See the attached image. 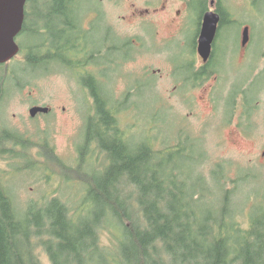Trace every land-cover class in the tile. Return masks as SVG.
<instances>
[{
	"label": "flooded vegetation",
	"instance_id": "1",
	"mask_svg": "<svg viewBox=\"0 0 264 264\" xmlns=\"http://www.w3.org/2000/svg\"><path fill=\"white\" fill-rule=\"evenodd\" d=\"M222 1L145 0L139 7L128 0L127 6L116 16L117 25L103 7L105 1L26 0L22 28L17 37L34 34L37 40L33 46L17 43L18 54H23L24 71H35L38 80L49 74L55 76L53 84L64 81L71 108L82 117L83 138L77 146V149L81 146L79 151L101 152L97 138L82 146L89 123L96 126V121L91 123L90 118L101 117L102 110L108 117H115L119 127L117 117H122V108L127 107L129 114L134 112L145 90L157 93V104L164 107L166 117L171 113L175 117H234L242 125L241 120L260 116L259 97L264 91L260 84L264 70L263 50L260 47L257 55L248 50L253 37V14H260V11L256 7L258 0H226L224 6ZM247 1L253 11L246 5ZM210 11L218 14L219 19L211 50L205 57L199 50V37L204 16ZM193 17L197 26L189 49H185L184 32ZM159 21L172 27L168 34L159 32ZM122 24L129 29L141 27L133 28L132 33L125 36L121 33ZM245 29H248V39L243 42ZM147 59L162 67L152 74L143 72L134 77L124 73L125 66ZM124 78L133 82L137 93L144 90L139 98L134 96L130 100V90L126 94L120 91ZM159 79L162 80L161 98L154 86ZM23 82L27 80L24 78ZM15 85L23 88L26 84ZM34 106L46 107L48 111L34 117L29 115L32 119L52 111L51 106L44 104H34L30 108ZM68 109L62 105V111ZM229 135L231 143L237 144L239 135L235 129L229 130ZM181 148L185 151L186 146Z\"/></svg>",
	"mask_w": 264,
	"mask_h": 264
},
{
	"label": "trees",
	"instance_id": "2",
	"mask_svg": "<svg viewBox=\"0 0 264 264\" xmlns=\"http://www.w3.org/2000/svg\"><path fill=\"white\" fill-rule=\"evenodd\" d=\"M100 113L101 117L90 118L96 126L89 123L82 146L97 138L106 163L101 165V172L91 175L84 174L80 167L74 169L87 186L90 220L73 218L68 206L57 197L43 204L30 202L23 211H17L0 169V264H44L36 253L38 248L50 264H94L100 251L101 264H110V251L102 240L100 243L99 233L101 230L102 237L112 232L111 228L116 231L111 245L120 249L111 258L116 264H264V207L255 208L248 215L247 225L241 227L235 210H229L232 196L224 189L227 177L221 164L210 177L197 169L192 180L182 179L176 158L183 149L167 153L145 140L129 141L115 117H108L102 110ZM27 143L23 135L0 129V160L9 152L22 155L15 149L19 145L30 149ZM11 145L15 149L8 148ZM43 147L45 155L54 161L50 149ZM84 155L81 149L80 161ZM213 183L220 202L224 200L220 213L214 197L210 203L216 214L202 211L196 217L192 211L188 213L190 203L181 197L199 201L207 190L214 193ZM193 187L201 191H188Z\"/></svg>",
	"mask_w": 264,
	"mask_h": 264
},
{
	"label": "rangeland",
	"instance_id": "3",
	"mask_svg": "<svg viewBox=\"0 0 264 264\" xmlns=\"http://www.w3.org/2000/svg\"><path fill=\"white\" fill-rule=\"evenodd\" d=\"M93 1L100 0H90L94 3ZM111 1L101 0L111 20L117 22L116 16L123 6H127L128 0ZM131 1L140 7L144 5L145 0ZM225 2L226 0H223L222 5L223 3L225 5ZM246 5L253 11L248 1ZM256 7L260 14H253V37L248 50L252 55H257L261 47L264 56V26L259 25V23L264 24V0H258ZM34 13L38 17V11L35 10ZM195 19V17L191 19L184 32L186 34L185 49H189L192 43L197 26ZM140 27L139 25L129 29L127 25L122 24L121 33L127 36L132 33L133 28ZM157 28L161 34H168L172 29L169 24L162 21L157 22ZM136 32L140 33L139 29ZM48 33H50V23H48ZM99 33L100 30L97 31V34ZM261 35L262 38H260ZM36 40L34 34L21 35L16 38L17 43L24 46H33ZM23 58V54L19 53L15 59L0 67V101L3 95L0 102V129H9L17 135H23V139L28 142L26 147H30V149L25 148V145H19L18 149H15L14 145L8 147L22 155L18 156L16 153L9 152L4 155L5 158L0 160L5 185L12 194L17 211H23L30 202L43 204L50 198L57 197L68 206L73 218L79 219V222L90 220L92 213L90 212L91 203L86 194L87 186L82 183V179L76 175L74 169L80 167L86 175L101 172V165L106 163L104 153L85 151L84 160H79L81 146L78 149L77 146L82 143L83 138L82 117L71 108L64 81L60 80L57 84H53L51 81H55V76L49 74L38 80L34 74L35 71H24ZM160 67H162L161 64L147 59L125 66L124 73L134 77L143 72L152 74ZM24 78L27 80L26 83L23 82ZM261 79L260 84L264 86V70ZM124 81L121 82L120 91L126 94L130 90V100L134 96L137 99L142 95L144 90L140 89L137 93V88L129 78H124ZM15 84L26 85L21 88ZM154 86L161 98L162 80L155 81ZM259 101L260 116L241 120L243 122L241 125L239 119L234 117H175L172 113L170 117H166L164 107L157 104V93L145 90L141 100L133 108L134 112L129 114L127 107L122 108L124 109L122 117H117L118 125L127 140L148 141L154 149L159 151L162 149L167 152L182 150L181 147L185 145V151L183 150V153L176 158L182 179L192 180L197 169L199 173L210 177L212 171H219L218 165L221 164L227 177L223 181L224 189L230 190L232 196L229 210H235L236 221L241 227H245L248 215L250 216L255 208L264 207V91ZM34 104L51 106L52 111L50 114L36 116L39 118L32 119L28 110ZM62 105L69 109L62 111ZM158 113L159 117H156ZM133 114H136L135 117ZM234 129L239 135L235 145L231 143L229 135V130ZM43 145L50 149L54 161L45 155ZM68 176L72 177V180H69ZM208 181L210 183L212 180ZM215 183L218 185V182ZM215 183H213L214 193L207 190V194L202 195L199 201H193L188 196L181 197L184 202L190 203V208H187L188 213L192 211L194 216L201 214L202 211L216 214L215 210L211 211L212 197H214V205L217 206V214L220 213L224 200L220 202L218 196L220 193L217 192ZM130 189L132 187H129ZM190 190L201 191L200 187L189 188L188 191ZM200 221L205 222V220ZM109 230L112 232L107 231L102 237L100 230L99 239L100 243L102 240L105 249L110 251L108 262L116 264L111 258L119 254L120 249L119 247L116 249L115 244L111 245L116 231L112 228ZM38 249L36 253L44 264H50L42 248ZM86 257L88 258V253ZM71 260L74 259L71 258ZM94 264H101V251L100 254L97 253Z\"/></svg>",
	"mask_w": 264,
	"mask_h": 264
},
{
	"label": "water",
	"instance_id": "4",
	"mask_svg": "<svg viewBox=\"0 0 264 264\" xmlns=\"http://www.w3.org/2000/svg\"><path fill=\"white\" fill-rule=\"evenodd\" d=\"M26 0H0V64L13 59L19 52L16 37L22 28L23 9ZM219 15L208 12L204 16L202 30L199 37V50L207 56L211 50ZM243 42L248 39V29H245ZM48 108L34 106L29 109V115L34 117L39 112H47Z\"/></svg>",
	"mask_w": 264,
	"mask_h": 264
}]
</instances>
